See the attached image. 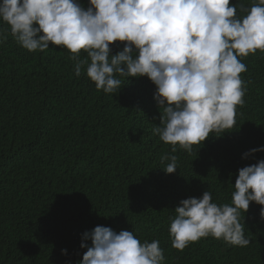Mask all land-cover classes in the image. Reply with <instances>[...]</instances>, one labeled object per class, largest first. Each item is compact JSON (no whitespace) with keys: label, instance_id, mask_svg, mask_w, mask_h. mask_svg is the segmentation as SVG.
Segmentation results:
<instances>
[{"label":"trees","instance_id":"16d2710c","mask_svg":"<svg viewBox=\"0 0 264 264\" xmlns=\"http://www.w3.org/2000/svg\"><path fill=\"white\" fill-rule=\"evenodd\" d=\"M0 32V264H78L82 236L96 226L159 240L165 264H264L254 202L240 217L247 246L209 236L179 251L169 233L180 201L209 190L218 205L231 203L238 170L264 160V152L243 158L264 147V53L241 61L246 92L235 126L191 153H172L154 134L162 125L147 77L122 78L117 93L105 94L85 71L75 75L66 49L29 52L3 22ZM122 48L117 42L112 54ZM165 154L177 156L176 173L164 171Z\"/></svg>","mask_w":264,"mask_h":264},{"label":"clouds","instance_id":"9594fccd","mask_svg":"<svg viewBox=\"0 0 264 264\" xmlns=\"http://www.w3.org/2000/svg\"><path fill=\"white\" fill-rule=\"evenodd\" d=\"M237 8L245 15L238 17ZM0 22L29 52L66 49L75 75L85 71L105 94L117 93L122 78L147 77L162 125L154 134L172 153L177 146L191 153L235 126L246 92L241 61L264 53V0H252L250 8L242 0H89L88 7L81 0H0ZM6 39L0 32V43ZM117 42L123 48L112 54ZM257 152L264 147L243 158ZM177 159L161 157L167 174L176 173ZM253 202L264 220V160L238 170L231 203L218 205L209 190L180 201L169 228L172 247L183 251L209 236L247 246L240 217ZM81 248L78 264H165L159 240L141 242L127 230L96 226L83 234Z\"/></svg>","mask_w":264,"mask_h":264}]
</instances>
